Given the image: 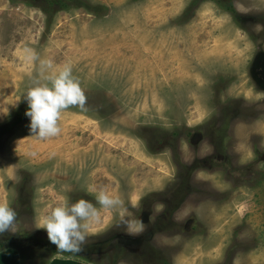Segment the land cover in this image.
Listing matches in <instances>:
<instances>
[{"label":"rangeland","instance_id":"1","mask_svg":"<svg viewBox=\"0 0 264 264\" xmlns=\"http://www.w3.org/2000/svg\"><path fill=\"white\" fill-rule=\"evenodd\" d=\"M232 1L234 12L215 0H68L49 10L0 0V203L17 213L0 237L21 240L0 264L21 262L20 251L25 264H93L31 253L46 234L39 220L81 198L100 216L81 251L102 242L119 251L101 253L100 264H131L128 245L106 240L131 237L117 226L122 213L166 231L155 233L153 254L168 264H264V98L247 75L259 27L250 36L234 17L264 20V0ZM29 50L56 70L70 64L87 97L85 109L62 113L61 134L49 140L20 118L26 90L48 74ZM241 99L245 117L219 120L221 106ZM89 189L123 206L105 210Z\"/></svg>","mask_w":264,"mask_h":264},{"label":"clouds","instance_id":"2","mask_svg":"<svg viewBox=\"0 0 264 264\" xmlns=\"http://www.w3.org/2000/svg\"><path fill=\"white\" fill-rule=\"evenodd\" d=\"M27 59L39 60L37 54L29 50ZM40 73L44 83L35 80L23 95L28 108L25 115L30 118L29 130L38 140H49L61 134L59 121L62 113L72 107L85 109L87 97L79 81L72 74V66L64 64L58 70L51 60H39ZM95 200L105 210L123 206L119 197L105 190L89 189ZM135 207V202H132ZM17 213L7 203H0V235L13 231ZM100 219L98 209L92 202L79 199L74 203L62 202L54 206L38 222L37 228L46 232L48 241L62 252H79L86 242L90 226ZM118 227H124L129 235L143 231L142 222L126 218L122 213Z\"/></svg>","mask_w":264,"mask_h":264},{"label":"flooded vegetation","instance_id":"3","mask_svg":"<svg viewBox=\"0 0 264 264\" xmlns=\"http://www.w3.org/2000/svg\"><path fill=\"white\" fill-rule=\"evenodd\" d=\"M234 2L232 1V4ZM239 22L240 25L243 27L242 29L248 34V35H253L252 30L250 28L252 27H259V31L255 32L256 38L255 41L257 42L256 50L250 59V62L248 63V69H247V75L249 80L254 86V89L256 93H259L263 95L264 98V20L262 21H257L255 20L256 17L254 16H244L240 15L239 13H236L234 16ZM238 17V18H237ZM249 21V22H248ZM248 24L250 27H247ZM245 25V26H244ZM249 28V29H248ZM254 37V36H252ZM264 100V99H263ZM239 103V108H227L225 106H221V109L219 110V120L221 121H230V119H233L237 117L238 115L241 117H245L247 115L248 109L247 106L245 105L243 99L238 101ZM233 116V117H231ZM140 221L144 222L146 221L145 217H140ZM151 229H143L142 233L140 232V235H131V239L128 238L127 234L125 233H116L114 236H111L108 239L117 237L120 238V241L118 243H121V245L126 248L125 245H128V250L131 251V264H150L152 262H155V264H168L166 261H171L168 256L159 251L158 254H153L156 246V242L154 240L155 233L158 232H164L165 230L158 228L157 231ZM166 232V231H165ZM131 240L130 243H126V240ZM101 242V241H97ZM96 242V244H97ZM146 242L150 246L144 245ZM103 243V242H102ZM102 243L99 245V248L101 250H92L87 253L82 252L81 250L77 252L76 254L79 255V257H84V258H90L93 264H100V255L102 254H113L114 252H118L115 250V245L109 246L106 249H102L100 247ZM141 245H143L144 250L141 248ZM7 247L11 246H5L2 249H5ZM153 250V252H152ZM156 253V252H155ZM106 254V255H107ZM55 255V254H54ZM90 255V257H89ZM97 257V258H94ZM231 262V260H230ZM119 261H110V264H118ZM229 263V261H228ZM153 264V263H152Z\"/></svg>","mask_w":264,"mask_h":264},{"label":"trees","instance_id":"4","mask_svg":"<svg viewBox=\"0 0 264 264\" xmlns=\"http://www.w3.org/2000/svg\"><path fill=\"white\" fill-rule=\"evenodd\" d=\"M26 1L31 3V2H35L36 0H26ZM37 1H38V6L43 8V10H49L55 4L57 6H59V8L68 7V5H67L68 3H66V1H68V0H37ZM215 2L218 3V5L221 6L223 9L234 12V9L232 7V0H215ZM26 110L27 109L25 108L23 113H21L20 118L26 117V115H25ZM1 129H3V128H1ZM0 132H3V131L0 130ZM23 237L24 236H22L21 238H23ZM0 240H3L2 244L0 245V250L5 246H12V247H15L17 249L21 243V240L19 239V235H13V234H6V236L4 235V237L1 236ZM36 246H38V245H36ZM40 246L41 247H37L38 251L35 250L34 248H31V247L30 248L32 251L31 253L38 254L41 259H46V258H48V256L51 257L54 254H63L66 256H75V255L79 256L78 254H76L77 252L58 251L56 249V247L48 241L46 234L40 239ZM19 255H20V259H21L22 264H25V261L23 263L22 259L26 258V255L23 254L21 251L19 252Z\"/></svg>","mask_w":264,"mask_h":264},{"label":"crops","instance_id":"5","mask_svg":"<svg viewBox=\"0 0 264 264\" xmlns=\"http://www.w3.org/2000/svg\"><path fill=\"white\" fill-rule=\"evenodd\" d=\"M9 249H11V248H9ZM1 251H3V252H1ZM0 252L2 253V256L3 255H6V254H8V255H10V254H17V252L15 251V250H13L12 249V251L11 250H8V248H5V249H1L0 250ZM15 252V253H14ZM18 255V254H17ZM8 264V263H7ZM17 264H21V262H20V260L19 259H17ZM65 264V263H64Z\"/></svg>","mask_w":264,"mask_h":264}]
</instances>
